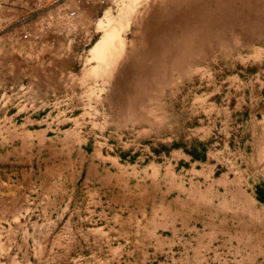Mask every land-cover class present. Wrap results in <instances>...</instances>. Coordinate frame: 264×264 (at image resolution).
<instances>
[{"label":"rangeland","instance_id":"obj_1","mask_svg":"<svg viewBox=\"0 0 264 264\" xmlns=\"http://www.w3.org/2000/svg\"><path fill=\"white\" fill-rule=\"evenodd\" d=\"M152 1L125 20L132 0H0V264H178L153 238L151 258L120 244V202L136 207L133 184L151 175L174 172L183 198L264 200V38L219 47L134 102L119 75ZM118 21L125 51L95 76L91 48Z\"/></svg>","mask_w":264,"mask_h":264},{"label":"crops","instance_id":"obj_2","mask_svg":"<svg viewBox=\"0 0 264 264\" xmlns=\"http://www.w3.org/2000/svg\"><path fill=\"white\" fill-rule=\"evenodd\" d=\"M98 167L96 163L88 165L90 176ZM165 176L168 181H157L151 175L149 184H133L138 190L130 198L136 207L131 208L123 199L120 202L121 212L126 211L131 218L129 222V217H121L122 247L132 245L131 252L145 253L137 257L151 258L148 247L153 238L157 245L153 253L171 254L178 264H264V200L258 198L256 190L218 189L215 202L210 203L207 190L183 198L187 190L180 188L181 194L175 195L176 174L169 172ZM120 188L125 195L132 187L122 180Z\"/></svg>","mask_w":264,"mask_h":264},{"label":"bare ground","instance_id":"obj_3","mask_svg":"<svg viewBox=\"0 0 264 264\" xmlns=\"http://www.w3.org/2000/svg\"><path fill=\"white\" fill-rule=\"evenodd\" d=\"M138 2L132 0L123 19L130 18ZM113 24L91 48L100 62L90 70L95 76L116 65L125 51L120 31L127 24ZM137 28L119 75L121 87L130 83L127 91L134 102L146 99L150 88L168 81L173 72L183 75L205 63L219 47L247 46L263 39L264 0H153Z\"/></svg>","mask_w":264,"mask_h":264}]
</instances>
